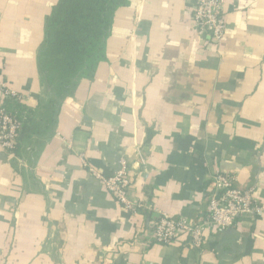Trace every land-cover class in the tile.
<instances>
[{"label": "crops", "instance_id": "1", "mask_svg": "<svg viewBox=\"0 0 264 264\" xmlns=\"http://www.w3.org/2000/svg\"><path fill=\"white\" fill-rule=\"evenodd\" d=\"M58 1L0 0V80L36 111L29 142L0 148V264H264V217L209 230L199 251L145 244L151 210L206 217L216 172L264 204V0H226L218 44L196 33L194 0H129L49 129L38 53ZM122 158L140 213L90 171L110 176Z\"/></svg>", "mask_w": 264, "mask_h": 264}, {"label": "built area", "instance_id": "2", "mask_svg": "<svg viewBox=\"0 0 264 264\" xmlns=\"http://www.w3.org/2000/svg\"><path fill=\"white\" fill-rule=\"evenodd\" d=\"M225 4L226 0H194L190 9L196 33L214 44L220 43L227 31ZM0 100V148L14 154L23 120L11 112L18 106H25L29 97L18 92L9 82L0 80ZM139 157L140 163L145 165L140 154ZM84 166H87L85 162ZM90 171L104 183L107 191L125 211L136 214L146 208L142 201L130 195V165L125 158L119 161L118 170L110 176H104L94 169ZM236 181L235 176L230 174L216 172L212 176L207 213L201 222L151 210L153 221L150 233L145 237L146 246H168L184 240V244L199 251L205 244V235L209 230L227 231L242 217L263 218L264 204L256 200L255 189H239Z\"/></svg>", "mask_w": 264, "mask_h": 264}, {"label": "trees", "instance_id": "3", "mask_svg": "<svg viewBox=\"0 0 264 264\" xmlns=\"http://www.w3.org/2000/svg\"><path fill=\"white\" fill-rule=\"evenodd\" d=\"M128 3L129 0H59L47 17L38 70L49 96L39 109L48 117L49 129L62 102L74 94L81 80L93 78L98 65L106 60L115 12ZM35 112L20 106L11 112L23 120L16 151L29 142L31 132L36 130Z\"/></svg>", "mask_w": 264, "mask_h": 264}]
</instances>
